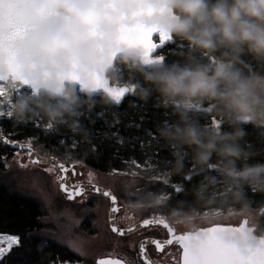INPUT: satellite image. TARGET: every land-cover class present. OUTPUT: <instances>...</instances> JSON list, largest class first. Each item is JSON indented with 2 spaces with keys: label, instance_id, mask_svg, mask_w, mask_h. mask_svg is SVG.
Returning a JSON list of instances; mask_svg holds the SVG:
<instances>
[{
  "label": "clouds",
  "instance_id": "obj_1",
  "mask_svg": "<svg viewBox=\"0 0 264 264\" xmlns=\"http://www.w3.org/2000/svg\"><path fill=\"white\" fill-rule=\"evenodd\" d=\"M154 34L160 43L186 41L205 62L188 55L183 66H165L162 57L150 55ZM0 48V95L17 81L32 90L8 114L18 122L39 115L49 127L67 120L73 132L72 118L82 105L93 106L90 94L97 89L106 93L105 104L126 92L146 99L148 89L123 82L119 69L138 73L161 106L179 117L158 132L175 149H191L192 167L184 174L210 168L217 175L203 176L190 204L169 207L167 194L137 188L157 177L127 173L119 219L135 222L151 212L187 237L219 229L241 256L264 261V205L252 207L243 194L245 187L264 193V164L237 167L250 155L239 144L240 124L264 127V75L241 59L246 53L264 64V0H0ZM205 105L214 119L200 126L188 114ZM221 123L232 131L222 132ZM182 171L177 156L165 176Z\"/></svg>",
  "mask_w": 264,
  "mask_h": 264
},
{
  "label": "trees",
  "instance_id": "obj_2",
  "mask_svg": "<svg viewBox=\"0 0 264 264\" xmlns=\"http://www.w3.org/2000/svg\"><path fill=\"white\" fill-rule=\"evenodd\" d=\"M188 55H192L201 63L206 60L199 52L189 49L186 41L178 38H173L172 44L166 45L159 51L165 66L173 64L183 66L188 62ZM241 59L253 71L264 75V64L258 63L246 53ZM119 75L125 83L131 81L147 88L148 97L141 100L131 93L119 106L110 102L103 103L105 97L102 95L90 97L93 106L89 108L87 105H82L77 110V115L72 118V122H75L78 128L76 132L68 127L70 121L63 120L49 127L46 120L37 115L26 122L15 121L12 117L1 120L0 134L16 142L30 143L40 155L54 157L67 165L81 164L100 173L123 171L128 165L136 164L144 168L140 172L157 177L148 184L141 181L140 188L145 192L167 194L169 207L175 206L179 201L190 204L194 199L191 194L192 189L199 185L203 176H216V170L206 168L197 175H185L184 173L190 171L192 167L191 149H175L161 138L158 132L161 127L177 124L178 115L172 107L161 106L158 93L153 91L152 86L143 81L138 73H130L120 66ZM21 93V95H30L26 90ZM78 95L85 98V94L78 93ZM17 98L18 96L14 102ZM205 108L207 105L201 110L188 114L200 126L211 125L214 119L210 112L204 110ZM219 127L222 132L232 131L227 123H221ZM240 128L244 136L239 144L250 155L247 161L238 162L237 167H240L241 163L250 166L264 164V127L241 123ZM13 151L0 144V234L17 235L20 243L0 260V264L58 262L84 264L68 248L42 235L49 226L43 222L45 211L41 203L22 193L13 192L10 176L5 169V164ZM177 156L181 158L183 171L165 176ZM165 179L167 183L164 182ZM243 194L251 202L252 207L264 205V193L253 192L245 187ZM91 220L92 216H89L84 221V226L90 227ZM45 242L46 246L42 247Z\"/></svg>",
  "mask_w": 264,
  "mask_h": 264
},
{
  "label": "rangeland",
  "instance_id": "obj_3",
  "mask_svg": "<svg viewBox=\"0 0 264 264\" xmlns=\"http://www.w3.org/2000/svg\"><path fill=\"white\" fill-rule=\"evenodd\" d=\"M21 94L18 92L17 96L19 97ZM24 154L23 151L14 150L5 164V169L10 176L13 192L22 193L41 203L45 211L43 222L49 226L48 230L42 232L44 237L68 248L84 264H95L97 259L108 257L113 253L120 255L122 254L121 250H123L121 246H127L128 251L135 248L137 241L139 238L141 239L140 234L145 232L139 231L130 238L114 235L107 223L109 208L107 199L92 193H87L75 201L65 199V196L58 189L56 174L53 170H47L51 167L32 164ZM21 165H26V167H21ZM76 166V170L81 172L82 177L88 178V168L81 164H76ZM141 170L144 168L134 164V166L128 165L123 171L98 173V177H92V184L110 190L117 197L118 204L122 208L123 194L121 189L128 178L126 174ZM140 186H142V182L137 185V188ZM121 215L120 209L118 218ZM89 216H92V220L90 227H87L84 226V221ZM145 218H155V216L151 212H145L139 220ZM118 221L121 226L131 223L122 222L120 219ZM92 230L94 231L92 232ZM73 241L81 245L83 255L71 247ZM164 257L166 258H164L163 264H178L177 254L173 256L170 253ZM131 264H139V262Z\"/></svg>",
  "mask_w": 264,
  "mask_h": 264
},
{
  "label": "snow or ice",
  "instance_id": "obj_4",
  "mask_svg": "<svg viewBox=\"0 0 264 264\" xmlns=\"http://www.w3.org/2000/svg\"><path fill=\"white\" fill-rule=\"evenodd\" d=\"M145 40L147 39L146 34H144ZM3 49L0 48V52ZM6 143L14 144L13 141H6ZM21 148L25 147L23 144L20 145ZM29 155H31V144L28 146ZM33 164L37 163H49V161H42L39 158L33 159L31 161ZM21 167H26V165H21ZM58 167L61 171L66 172L67 169L63 164H58ZM51 171L52 169H47ZM60 181V187L63 191L67 192L68 199H73L76 196H79L85 192V188L83 186H73L72 188L65 187L62 177H58ZM94 187L96 192H101L102 190L99 187ZM103 196L111 199L112 209L111 213H116L119 211L117 204V197L113 195L110 191H103ZM112 216L110 215V220H112ZM153 224H160L156 219H144L142 225L140 227H147ZM163 228L167 229L168 235L171 237L170 239L161 241L159 239H153L151 241H145L140 245V253L143 255L145 253V244L151 243L155 246L157 250H162L165 245H172L173 242L177 243L179 247L182 249L181 255V264H264V261H257L252 257H244L241 256L240 253L233 248L231 245L225 242L223 237L220 235L222 230L219 229H211L206 231L204 234L197 237H187L183 235H175L167 225H164ZM133 228H129L128 231H133ZM112 231L118 233L119 235H124L125 233L118 229L114 224L112 227ZM19 237L16 235L10 234H0V260L4 258V256L11 251L13 247L19 246ZM46 246L45 244L42 245ZM71 247L80 252L81 245L75 241L71 242ZM97 264H124L121 260L117 259H101L97 262ZM145 264H148L147 258H145Z\"/></svg>",
  "mask_w": 264,
  "mask_h": 264
},
{
  "label": "water",
  "instance_id": "obj_5",
  "mask_svg": "<svg viewBox=\"0 0 264 264\" xmlns=\"http://www.w3.org/2000/svg\"><path fill=\"white\" fill-rule=\"evenodd\" d=\"M153 41H154V43L156 44V47H155L154 50L150 53V55L153 56V57L157 56V55H156L157 52H158L159 50H161L163 47H165V46L168 45V44H172V43H173V39H172V40H166V41H164L163 43H160V42H159V38H158V36L155 35V34L153 35ZM160 57H161V56H160ZM162 63H163V60H162ZM114 64H115V61H114ZM145 67L147 68V67H149V66L146 65ZM0 84H2V82H0ZM74 87L77 88L78 93H80V94H84L83 92L80 91V85H79V84H74ZM23 90L30 91V94H31V92H32L31 88H30L28 85H26V84H22V83H20V82H18V81L15 82V83H9V85H8V87H7V93H6V95H2V96H0V109H3V108L7 105L8 102H10V101H14V94H15V93L21 92V91H23ZM129 94H131V93H130V92H126V93H124L121 97H119L118 100H110L109 102H110L111 104L115 105V106H119L120 103L123 101V99H124L125 97H127ZM96 95H102V96L105 97V96H106V93H105L102 89H97V90L93 91V92L90 94V97H93V96H96ZM6 141H13V140H10V139H8L7 137H4V136H2V135L0 134V144H1V145H4L5 147H7V148H9V149H11V150H15V151H24L25 154H26V156H27V158H28V160H29L30 162H31L33 159H37V158H39V159L42 160V161H49V163H37L36 165H39V166H49V167H51V168H53V169L55 170L56 175H57V185H58V189H59V191H60L63 195L66 196V199L70 201V199H68L67 192H65V191H63V190L61 189V187H60V181L58 180V177H62V178H63V182H64V184H65V187H67V188H72V187H70V186H68V185L66 184V172H67L68 170H72V167H67L63 162H61L60 160H58V159H56V158H54V157L44 156V155H40V154H38V153L33 149L32 145H31V155H29V151H28V147H27V146H28L30 143H20V142L13 141V142H15L14 144H9V143H6ZM21 144H23L25 147L21 148V147H20ZM58 164H63L64 167L67 169V171H66V172L61 171V170L59 169V167H58ZM78 186H83V187L85 188V192H84V193H86V192H88V193H92V194H95V195L101 196V197H103V198H105V199L108 200V203H109V208H108V213H107V223H108V227H109V229L111 230V232H112L114 235L118 236V237H126V236H129V235L133 234L134 232H136V231H138V230H140V229H143V228H148V227H152V226H160V227H163L162 225H159V224H153V225H151V226H147V227H140V225H142V222H143V221H141V222H139V223L133 225L132 227H130V228H133V229H134V230L131 231V232L128 231L129 228H119V227L116 226V222H115V217H116L117 212L114 213V214L111 213V209H112V207H113L112 202H111V199L108 198V197L103 196V191H110V190L105 189V188H102V187H99V186H95V185H92V184H81V185H78ZM93 186H95V187H99L102 191H101V192H96V191L94 190V187H93ZM110 192H111V191H110ZM111 193H112V192H111ZM112 194H113V193H112ZM113 195H114V194H113ZM74 198H75V197H74ZM74 198H73V199H74ZM73 199H71V200H73ZM116 207H118V209H119L118 200H117ZM110 215L113 217L112 220H110ZM113 224H114L118 229L122 230L125 234H124V235H119L118 233L113 232V231H112ZM166 230H167V229H166ZM174 234L178 236V235H181L182 233H174ZM16 236H17V235H16ZM170 238H171V237L168 235V238H167V239H170ZM167 239H166V240H167ZM151 240H153V239H152V238H145V239H141V240L137 243V253H138L139 260H140V262H141L142 264H145V258H147V260H148V264H154V263L152 262V260L150 259L149 255H148V253H147V250H146V247H147V246H149V245H153V244H151V243H147V244H145V253H144L143 255L140 253V245H141L142 243H144L145 241H151ZM161 241H164V240H161ZM173 244L176 245V246L179 248V250H180V255H179V260H180V257H181V255H182V249L179 247V245H178L177 243H175V241L173 242ZM168 246H170V245H165L164 248H166V247H168ZM164 248H163V249H164ZM106 258H111V259L121 260V259H119V258H117V257H115V256H108V257H104V258H99V259H97V260L95 261V264H97V262H98L99 260H101V259H106ZM121 261L124 262L123 260H121ZM124 264H126V263L124 262Z\"/></svg>",
  "mask_w": 264,
  "mask_h": 264
},
{
  "label": "flooded vegetation",
  "instance_id": "obj_6",
  "mask_svg": "<svg viewBox=\"0 0 264 264\" xmlns=\"http://www.w3.org/2000/svg\"><path fill=\"white\" fill-rule=\"evenodd\" d=\"M159 51L156 54L157 56H159ZM29 93H30V91H29ZM17 95H18V93H15L14 94V98H16ZM24 155L26 156V154H24ZM26 158H27V156H26ZM65 165L67 167H72V170H68L66 172V184L68 186H70V187L81 185V184H92L93 183L92 182V177L96 178V177H98L97 174L100 173L98 171H94V170H91V169L88 168V171H87L88 178L87 177L84 178V177H82L81 172L76 170V167H77L76 165H67V164H65ZM52 170H53L54 174H56V172H55V170L53 168H52ZM79 178H81V179H79ZM87 193L88 192L83 193V194H81L79 196H76L73 200H70V201H75L76 199L82 197L83 195H85ZM65 199H66V196H65ZM120 209H121V206L119 205V210ZM118 212H117L116 217H115V222H116V226L119 227V228H130L133 225H135V224H137V223H139V222L144 220V219L137 220L135 222H131L130 224H128L126 226H121L119 221H118V219H119L118 216H117ZM145 219H155V218H145ZM139 231L145 232L143 234H140L141 239L152 238V239L166 240L168 238L167 230L165 228H163V227H160V226H152V227L140 229V230L134 232L133 234H131L129 236H126V238H130L132 235L138 233ZM175 233H180V232H175ZM141 239L139 238L137 243ZM121 247H123V250H121L122 254L117 255L116 253H113V254H111L109 256H115V257L123 260L126 264H131L133 262L134 263H136V262L138 263L139 262V264H142L140 262V260H139V257H138L137 245L135 246V248L129 249L130 252L127 250V246L126 247L125 246H121ZM146 250H147V253H148L150 259L152 260V262L154 264H163L164 263V258H166V257H164V255H169L170 253H172L173 256H175V254H177L178 255V260H179L180 250L174 244H172V245H170V246H168V247H166V248H164L162 250H157L154 245H149V246L146 247Z\"/></svg>",
  "mask_w": 264,
  "mask_h": 264
},
{
  "label": "built area",
  "instance_id": "obj_7",
  "mask_svg": "<svg viewBox=\"0 0 264 264\" xmlns=\"http://www.w3.org/2000/svg\"><path fill=\"white\" fill-rule=\"evenodd\" d=\"M2 96V95H0ZM14 101H10L7 103V105L3 108V109H0V121L3 120V119H9L11 116L8 114V111H9V108H10V105L13 103ZM52 264H67V263H64V262H58V263H52Z\"/></svg>",
  "mask_w": 264,
  "mask_h": 264
}]
</instances>
